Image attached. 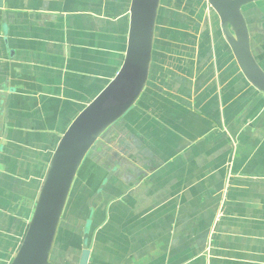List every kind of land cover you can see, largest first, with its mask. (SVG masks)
<instances>
[{
  "label": "crops",
  "instance_id": "obj_1",
  "mask_svg": "<svg viewBox=\"0 0 264 264\" xmlns=\"http://www.w3.org/2000/svg\"><path fill=\"white\" fill-rule=\"evenodd\" d=\"M2 2L0 264H9L60 136L122 65L131 0ZM242 13L264 71V0ZM50 261L264 264V94L205 0H160L146 85L82 160Z\"/></svg>",
  "mask_w": 264,
  "mask_h": 264
},
{
  "label": "water",
  "instance_id": "obj_2",
  "mask_svg": "<svg viewBox=\"0 0 264 264\" xmlns=\"http://www.w3.org/2000/svg\"><path fill=\"white\" fill-rule=\"evenodd\" d=\"M244 76L264 94V71L255 60L242 7L258 0H205ZM160 0H131L124 60L107 85L70 122L51 155L21 243L9 264H52L50 255L77 170L101 134L137 101L151 62ZM0 0V8L2 7ZM7 104L3 103L4 121ZM7 129H3L5 142ZM87 234L83 236L84 242Z\"/></svg>",
  "mask_w": 264,
  "mask_h": 264
},
{
  "label": "rangeland",
  "instance_id": "obj_3",
  "mask_svg": "<svg viewBox=\"0 0 264 264\" xmlns=\"http://www.w3.org/2000/svg\"><path fill=\"white\" fill-rule=\"evenodd\" d=\"M85 227H86V232H85V233L87 234V232H88V230H89V227H90V226H89V222L86 223V226H85ZM85 233H84V234H85Z\"/></svg>",
  "mask_w": 264,
  "mask_h": 264
}]
</instances>
